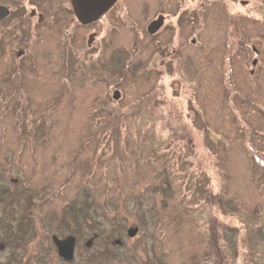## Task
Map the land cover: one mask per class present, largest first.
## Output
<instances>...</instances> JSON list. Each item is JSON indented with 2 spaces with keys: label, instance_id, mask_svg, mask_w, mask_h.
Masks as SVG:
<instances>
[{
  "label": "rangeland",
  "instance_id": "obj_1",
  "mask_svg": "<svg viewBox=\"0 0 264 264\" xmlns=\"http://www.w3.org/2000/svg\"><path fill=\"white\" fill-rule=\"evenodd\" d=\"M231 9L226 0L205 16ZM258 22L253 35L226 37L228 50L207 55L199 43L173 39L169 67L155 62L154 44L135 45L127 32L124 48L82 58L74 52L64 64L48 48L50 38L14 59L10 32H3L0 192L7 190L0 245L8 248L0 246V264L15 242L41 243L45 226L75 228L76 221L94 223L105 235L121 233L128 264H264ZM252 57L254 74L244 63ZM13 83L22 98L11 92ZM27 205L31 219L19 227ZM134 225L130 237L125 229Z\"/></svg>",
  "mask_w": 264,
  "mask_h": 264
},
{
  "label": "flooded vegetation",
  "instance_id": "obj_2",
  "mask_svg": "<svg viewBox=\"0 0 264 264\" xmlns=\"http://www.w3.org/2000/svg\"><path fill=\"white\" fill-rule=\"evenodd\" d=\"M225 1L0 0V35L10 32V50L17 60L27 56L34 42L50 38L48 48L60 54L64 64L71 60L74 52L80 51L82 58L88 54L85 52L100 50L102 54L107 49L124 48L127 32L132 35L131 39L134 36L135 45L154 44L152 55L155 62L164 66L168 64L169 67L171 59L175 57L174 48L170 45L173 39L187 44V47L199 43L207 55V52L223 49L222 45L227 44L226 37H236L233 35L237 33L253 35V21L264 20L263 8L255 6L259 3L264 7L263 0H228L232 8L229 14L205 16L207 7L223 5ZM76 8L89 16L79 18ZM257 27V33H264L262 23L258 22ZM253 46L252 51L257 54ZM228 56L232 57L231 54ZM249 62L245 60V66L249 67L250 64L248 73L254 74L258 62L253 57ZM222 68L224 70V65ZM250 79L258 80L257 77ZM261 80L264 88V76ZM74 224L75 228L66 227L65 224L62 225L65 228L45 226L48 239L41 243L38 240L30 243L29 237L23 244L15 242L8 249L5 264H128L126 240L121 233L105 235L94 223L77 221ZM67 236L73 237L69 257L65 256L70 250L68 246H65V250L58 247V243ZM70 241H65L66 245ZM7 243L1 245L6 244L8 248ZM15 246L19 247L18 253L14 251ZM24 247L31 257L27 256Z\"/></svg>",
  "mask_w": 264,
  "mask_h": 264
},
{
  "label": "water",
  "instance_id": "obj_3",
  "mask_svg": "<svg viewBox=\"0 0 264 264\" xmlns=\"http://www.w3.org/2000/svg\"><path fill=\"white\" fill-rule=\"evenodd\" d=\"M78 6V5H77ZM76 14L79 16V18H87L89 15L82 9H80L79 11H77V8H76ZM120 95V91L119 90H115L112 94V98L113 99H117ZM138 230V228L136 226L134 227H130L127 229V234L131 237V236H134L136 231ZM68 238H66L64 241H60L58 243V247L61 249V250H65V246H68V248H70V250L68 251V253L65 255V256H70L71 255V243H72V239L73 237L72 236H67ZM68 239H71V241L68 243V245H66L65 241H67ZM62 256H63V251L61 252ZM63 256V257H65Z\"/></svg>",
  "mask_w": 264,
  "mask_h": 264
},
{
  "label": "trees",
  "instance_id": "obj_4",
  "mask_svg": "<svg viewBox=\"0 0 264 264\" xmlns=\"http://www.w3.org/2000/svg\"><path fill=\"white\" fill-rule=\"evenodd\" d=\"M14 71H12L11 70V72H10V74L11 73H13ZM13 78H14V75L11 77V79L13 80ZM11 92L13 93H15V94H17L18 93V95L22 98V96H21V94H19L20 93V84H18V83H13V84H11ZM3 94V93H2ZM15 97V96H14ZM13 97V98H14ZM24 104V103H23ZM51 105H53V103H51ZM5 190H7V188L5 189ZM5 190H3V191H1L0 192V198L2 197V194H4L5 193ZM81 209V208H80ZM73 215H74V217H77V214L75 213V212H73L72 213ZM83 217H84V219H89V216H88V214H86V212L84 211L83 213ZM22 216H24V218L19 222V227H24L25 225V221H24V219H25V217L26 218H28L29 220L31 219V216H30V205H27V207L25 208V211H24V213H23V215ZM77 222V221H76ZM63 223H64V221H63Z\"/></svg>",
  "mask_w": 264,
  "mask_h": 264
}]
</instances>
